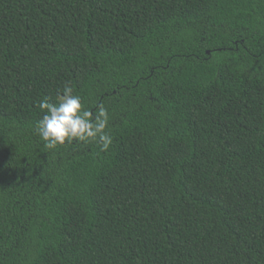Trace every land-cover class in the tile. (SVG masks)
Here are the masks:
<instances>
[{
	"label": "trees",
	"instance_id": "16d2710c",
	"mask_svg": "<svg viewBox=\"0 0 264 264\" xmlns=\"http://www.w3.org/2000/svg\"><path fill=\"white\" fill-rule=\"evenodd\" d=\"M0 264H264V0H0Z\"/></svg>",
	"mask_w": 264,
	"mask_h": 264
},
{
	"label": "clouds",
	"instance_id": "9594fccd",
	"mask_svg": "<svg viewBox=\"0 0 264 264\" xmlns=\"http://www.w3.org/2000/svg\"><path fill=\"white\" fill-rule=\"evenodd\" d=\"M42 118L36 123V134L47 149H56L66 143L99 144L107 151L113 138L107 131L108 110L99 105L95 111L84 106L81 96L74 93L70 85H65L58 93L57 102H49L45 97L39 102Z\"/></svg>",
	"mask_w": 264,
	"mask_h": 264
}]
</instances>
